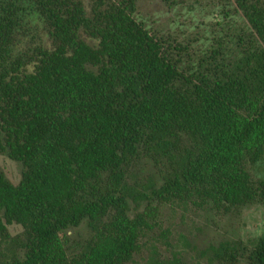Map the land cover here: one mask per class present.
Listing matches in <instances>:
<instances>
[{
    "label": "trees",
    "instance_id": "16d2710c",
    "mask_svg": "<svg viewBox=\"0 0 264 264\" xmlns=\"http://www.w3.org/2000/svg\"><path fill=\"white\" fill-rule=\"evenodd\" d=\"M211 1L203 44L137 0H0V264H264L180 228L264 205V0Z\"/></svg>",
    "mask_w": 264,
    "mask_h": 264
},
{
    "label": "rangeland",
    "instance_id": "374dc122",
    "mask_svg": "<svg viewBox=\"0 0 264 264\" xmlns=\"http://www.w3.org/2000/svg\"><path fill=\"white\" fill-rule=\"evenodd\" d=\"M138 15L150 27L161 30L182 32L187 36H196L206 44L211 39L212 32L220 25L222 6L211 0H137ZM0 166L11 181L16 182L20 175V163L0 153ZM200 227L197 230L195 227ZM181 230L191 236L196 233L198 238H214L216 236H238L244 240L264 234V205L255 204L245 207L239 217H233L216 222L212 227L204 225L201 217L190 214L180 226ZM11 233L21 230L19 224L9 225ZM189 230V233L187 232ZM202 230V231H201ZM202 240V239H201Z\"/></svg>",
    "mask_w": 264,
    "mask_h": 264
}]
</instances>
